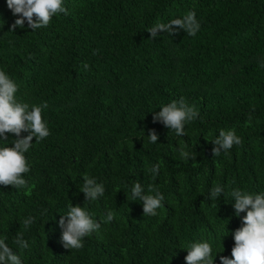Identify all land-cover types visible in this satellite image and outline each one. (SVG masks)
<instances>
[{
    "label": "trees",
    "instance_id": "obj_1",
    "mask_svg": "<svg viewBox=\"0 0 264 264\" xmlns=\"http://www.w3.org/2000/svg\"><path fill=\"white\" fill-rule=\"evenodd\" d=\"M65 6L67 14L46 27L12 31L16 17L0 0V68L18 83L20 102L48 104L42 117L50 128L43 141L33 137L26 153L27 186L0 185V236L12 245L23 233L24 264H186L184 247L193 240H208L221 264L241 226L224 192L264 191V0H65ZM189 10L201 22L196 36L182 30L151 38L156 21ZM180 97L199 118L177 137L153 123L152 113ZM152 128L156 144L147 141ZM229 128L242 143L215 156L211 140ZM181 146L195 159L185 161ZM154 164L156 176L149 171ZM86 173L105 185L96 201H85L80 190ZM136 181L163 193L157 215H144L142 203L128 199ZM215 184L224 192L210 200ZM70 204L101 222L81 249L61 243L58 221ZM108 210L116 215L104 223ZM28 215L37 219L26 230Z\"/></svg>",
    "mask_w": 264,
    "mask_h": 264
},
{
    "label": "clouds",
    "instance_id": "obj_2",
    "mask_svg": "<svg viewBox=\"0 0 264 264\" xmlns=\"http://www.w3.org/2000/svg\"><path fill=\"white\" fill-rule=\"evenodd\" d=\"M8 9L16 17L11 29L28 27L35 31L50 24L53 17L61 13L67 14L65 0H6ZM201 28V22L194 10H189L181 16L167 21H156L148 31L151 38L162 33L170 35L179 34L182 30L189 36H196ZM259 66L264 68V58L259 60ZM87 67V66H86ZM18 83L3 68H0V185H11L16 189L27 186L24 174L30 172L31 165L26 153L33 146V137L36 141H43L50 135L47 121L42 117V112L47 109L46 102L30 106L20 102L17 98ZM199 118V111L187 102L184 97L173 99L164 103L159 111H153V123L160 122L165 128L172 131L177 137L186 134V126ZM22 132L27 135H22ZM15 134L9 146L8 134ZM147 141L156 144L159 133L155 128L149 129ZM212 152L219 156L221 152L230 151L234 145L242 143V137L235 128L221 129L213 140ZM180 156L185 160L195 159L193 152L186 146L179 149ZM153 176L159 174L160 165L154 164L149 169ZM80 190L85 194V201H96L105 194V185L98 182L97 178L87 173L83 177ZM224 192L222 184H215L208 190V199L216 200ZM128 199L142 203L143 214L155 216L163 207L164 195L154 185L145 189L144 185L136 181L126 192ZM234 199L235 215L241 218V226L234 230V246L231 256H221V264H264V191H249L240 187L232 188L230 193L224 195ZM246 215L241 216V213ZM47 209L41 210L43 216ZM115 212L108 210L104 223L110 222L115 217ZM35 215H28L23 219L24 228L29 229L35 222ZM61 229V243L67 249H81L84 239L99 232L101 222L79 204L68 206V211L58 221ZM229 231V230H228ZM227 231V232H228ZM227 232L224 233L227 234ZM7 237L0 236V264H24L22 252L29 248L28 240L23 233H18L12 240V245L7 242ZM13 245L15 247H13ZM188 254L185 256L186 264H215L213 246L208 240H193L187 246Z\"/></svg>",
    "mask_w": 264,
    "mask_h": 264
}]
</instances>
